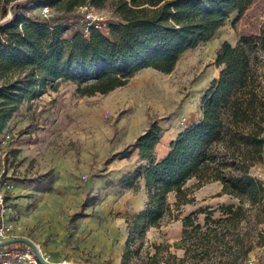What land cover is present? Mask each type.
Instances as JSON below:
<instances>
[{
	"label": "trees",
	"instance_id": "16d2710c",
	"mask_svg": "<svg viewBox=\"0 0 264 264\" xmlns=\"http://www.w3.org/2000/svg\"><path fill=\"white\" fill-rule=\"evenodd\" d=\"M107 2L118 21L107 23L105 30L85 33L75 12L86 4L101 8ZM253 2L0 0L11 15L0 23V136L24 104L48 90L58 91L63 83L74 84L79 96L90 97L125 87L145 69L172 73L186 51L210 40L232 15L241 16ZM42 7H50L53 13L34 12ZM216 66L221 71L204 94L201 120L180 133L163 158L157 159L156 148L164 129L155 120L132 144L105 161L110 165L137 151L141 165L124 174L117 186L142 188L147 197L142 211L123 216L128 240L122 264L130 263L131 247L150 229L168 216L180 220L181 214L174 215V209L179 212L194 203L193 191L208 184L219 183L220 195L237 199L239 205L220 207L226 218L214 219L209 209L181 218L184 236L176 246L185 250V257L180 263L191 253L208 255L226 248L222 231L238 227L253 211L257 223H264V185L251 172L264 163V24L258 35L242 36L235 47L224 42ZM95 201L86 192L82 209ZM200 215H205L204 225L199 223ZM83 216L77 212L70 222Z\"/></svg>",
	"mask_w": 264,
	"mask_h": 264
},
{
	"label": "rangeland",
	"instance_id": "374dc122",
	"mask_svg": "<svg viewBox=\"0 0 264 264\" xmlns=\"http://www.w3.org/2000/svg\"><path fill=\"white\" fill-rule=\"evenodd\" d=\"M86 5L104 23L118 21L110 2L101 8ZM43 8L34 12L42 15ZM10 17L9 7L1 5L0 23ZM263 24L264 0H254L241 16L232 15L210 40L186 51L170 74L145 69L125 87L90 97L79 96L76 86L67 82L58 91L48 90L24 104L5 130L11 140L0 152L1 162V153L6 154L2 178L15 184L9 198L18 247L36 251L50 264H122L128 240L123 216L142 211L147 197L142 188L117 186L124 174L141 165L137 151L110 165L105 161L132 144L155 120L164 129L156 148L157 159L163 158L179 134L201 120L204 94L221 71L216 66L221 45L229 42L235 47L242 36L258 35ZM251 172L264 185V163ZM221 190L219 183L194 190V203L179 212L174 209V215L183 218L209 209L214 219L226 218L220 207L239 202L220 195ZM86 192L96 201L83 210ZM170 201L174 202L173 196ZM77 212L83 218L70 222ZM181 218L166 217L133 244L129 264H246L251 257L264 262V223H257L254 211L238 227L222 231L226 248L208 255L191 253L184 263L179 261L185 250L176 246L184 236ZM204 218L199 216L202 225Z\"/></svg>",
	"mask_w": 264,
	"mask_h": 264
},
{
	"label": "built area",
	"instance_id": "2783aa9c",
	"mask_svg": "<svg viewBox=\"0 0 264 264\" xmlns=\"http://www.w3.org/2000/svg\"><path fill=\"white\" fill-rule=\"evenodd\" d=\"M51 12L52 9L44 7L41 13L42 16H48ZM77 12L80 15L79 23L85 33H89L92 29H107V23H104L103 19L97 16L94 10L87 5L79 7ZM10 140V133L5 131L0 137V152L6 149ZM5 156L6 154L2 152V162L0 161V264H39V253L34 250L19 248L15 242L9 243L16 237V227L12 219V208L10 206L12 203L9 198L15 184L8 179L2 178L5 173ZM246 264H264V262L251 257Z\"/></svg>",
	"mask_w": 264,
	"mask_h": 264
},
{
	"label": "water",
	"instance_id": "95a60500",
	"mask_svg": "<svg viewBox=\"0 0 264 264\" xmlns=\"http://www.w3.org/2000/svg\"><path fill=\"white\" fill-rule=\"evenodd\" d=\"M13 242H15V241H14V240L9 241V243H13ZM38 259H39V261H43V262H45V263H48V262H46V261L43 260V258L40 256V254H38ZM49 264H50V263H49Z\"/></svg>",
	"mask_w": 264,
	"mask_h": 264
},
{
	"label": "crops",
	"instance_id": "0c3cea01",
	"mask_svg": "<svg viewBox=\"0 0 264 264\" xmlns=\"http://www.w3.org/2000/svg\"><path fill=\"white\" fill-rule=\"evenodd\" d=\"M168 153V152H167Z\"/></svg>",
	"mask_w": 264,
	"mask_h": 264
}]
</instances>
